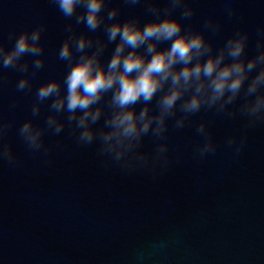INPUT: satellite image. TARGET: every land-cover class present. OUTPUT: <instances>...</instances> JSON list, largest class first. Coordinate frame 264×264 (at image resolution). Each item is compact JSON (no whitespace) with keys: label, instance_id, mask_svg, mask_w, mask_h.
Listing matches in <instances>:
<instances>
[{"label":"water","instance_id":"obj_1","mask_svg":"<svg viewBox=\"0 0 264 264\" xmlns=\"http://www.w3.org/2000/svg\"><path fill=\"white\" fill-rule=\"evenodd\" d=\"M190 3L194 15L182 24L200 29L212 16L222 25L215 36L205 33L214 45L241 28L249 33L247 54H255L264 0H233L238 20L226 18L223 0ZM113 6L119 7L120 20L139 16L143 24L152 18L142 5L110 0L108 7ZM173 15L180 18L179 10ZM40 23L46 25L41 36L45 65L32 80V92H17L20 73L11 69L3 70L7 80L0 88V116L12 121L6 140L21 161L15 168L0 163V264H135L139 252L148 253L161 241L167 248L145 264H264V125L246 130L244 150L234 157L224 141L245 131L239 115L226 119L202 111L179 130L170 120L173 163L155 179L148 172H122L99 157L95 145H77L67 126L59 136L45 133L47 158L26 150L17 130L31 118L36 87L63 79L66 67L56 53L68 21L51 0H0V42L8 47L13 43L9 32ZM77 31L87 29L81 24ZM93 35L103 37V32ZM46 115L42 107L34 123L42 124ZM200 120L209 122L218 145L204 160L193 154L201 139L195 132ZM151 147L146 137L144 149Z\"/></svg>","mask_w":264,"mask_h":264},{"label":"clouds","instance_id":"obj_2","mask_svg":"<svg viewBox=\"0 0 264 264\" xmlns=\"http://www.w3.org/2000/svg\"><path fill=\"white\" fill-rule=\"evenodd\" d=\"M109 2L51 0L68 21L56 53L66 71L62 80L51 78L36 87L31 118L17 130L26 150L47 158L51 149L45 145V133L59 136L67 126L77 145H95L97 155L122 172H148L155 179L173 163L169 121L174 129H183L204 111L244 119L245 131L224 141L239 157L246 130L264 125V24L256 29L255 54L249 56L246 30L237 28L216 46L205 33H220L219 20L208 16L200 29L182 24L181 19L190 21L195 12L190 0H123L130 7L143 6L152 17L143 24L139 16L120 20L119 7H108ZM223 3L226 18L238 20L233 0ZM177 10L180 18L173 15ZM81 24L86 32L77 31ZM45 28L40 23L31 30L9 32L11 47L0 42V88L7 80L3 70L11 69L20 73L17 92H32V80L45 65L41 42ZM98 30L103 37L93 35ZM109 45L111 55L104 60ZM14 107L15 101L10 105ZM42 107L47 115L42 124L34 123ZM11 127L12 121L0 116V163L15 168L21 161L6 140ZM195 132L201 139L193 154L204 160L218 145L208 121L196 123ZM146 137L152 142L150 150L144 149ZM179 158L177 154L175 159ZM166 248L165 241L153 244L150 252L136 255L135 264H145Z\"/></svg>","mask_w":264,"mask_h":264}]
</instances>
